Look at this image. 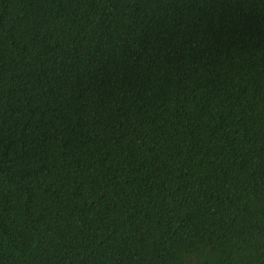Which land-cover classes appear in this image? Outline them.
<instances>
[{
	"label": "trees",
	"instance_id": "obj_1",
	"mask_svg": "<svg viewBox=\"0 0 264 264\" xmlns=\"http://www.w3.org/2000/svg\"><path fill=\"white\" fill-rule=\"evenodd\" d=\"M0 264H264V0H0Z\"/></svg>",
	"mask_w": 264,
	"mask_h": 264
}]
</instances>
